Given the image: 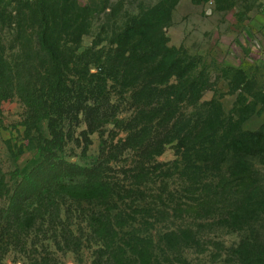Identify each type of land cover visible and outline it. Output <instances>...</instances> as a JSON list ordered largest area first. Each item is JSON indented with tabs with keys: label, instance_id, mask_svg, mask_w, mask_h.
<instances>
[{
	"label": "trees",
	"instance_id": "obj_1",
	"mask_svg": "<svg viewBox=\"0 0 264 264\" xmlns=\"http://www.w3.org/2000/svg\"><path fill=\"white\" fill-rule=\"evenodd\" d=\"M8 1L14 8L0 0V106L18 98L27 121L46 122L49 134L11 198L9 219L23 225L47 213L53 241L80 250L84 234L72 230L68 203L95 204L84 221L86 238L100 247L93 264L186 263L188 253L198 254L200 230L218 225L241 234L226 249L236 256L231 264H264V175L253 164H264V137L243 130L250 115L233 121L204 101L207 74L168 46L164 28L177 0L134 17H120L119 6L107 12L114 22L100 30L112 38L89 48L83 40L97 14L90 4ZM81 127L86 149L100 135L94 164L65 156ZM168 146L175 160L155 165ZM130 154L138 159L125 178L107 177Z\"/></svg>",
	"mask_w": 264,
	"mask_h": 264
},
{
	"label": "rangeland",
	"instance_id": "obj_2",
	"mask_svg": "<svg viewBox=\"0 0 264 264\" xmlns=\"http://www.w3.org/2000/svg\"><path fill=\"white\" fill-rule=\"evenodd\" d=\"M3 1L7 7L9 1ZM81 2L90 4L97 12L90 32L83 40V47L89 48L99 40L103 41L104 44H99L104 47L112 38L107 29L106 34L100 30L102 27L112 26L114 22L107 21V12L119 6L122 7L120 17L124 14L134 17L141 11L145 12L154 7L159 0ZM263 2L264 0H177L170 21L164 29L168 46L193 59L199 66V72L207 74L210 91L203 100L222 106L223 117L233 121L250 115L242 125L243 130L260 131L264 137ZM14 6L7 8L10 10ZM123 23L124 19L117 20L118 26ZM83 128L77 129L72 135V142L67 146L65 156L72 162L90 165L100 160L102 142L100 135L94 134L90 137L92 144L86 149L84 143L78 142L81 140L79 134ZM110 129L112 127L108 131ZM48 135L46 122L37 126L27 121L25 107L18 98H11L1 104L0 264H39L42 259L43 264H93L95 252L100 248L95 239L86 238L84 230V221L97 210L93 203H68L74 211L72 230L79 237L84 234L80 250L68 249L62 242L58 246L53 241L51 217L47 213L42 216L37 211L23 225L9 219L11 198L21 177L38 162L40 147ZM175 158L174 146H168L164 154L156 158L155 165H167ZM134 159H138L136 154H130L126 158L128 161L123 159L121 163H114L107 172V177L124 179ZM253 164L264 175V164L261 165L256 158L253 159ZM67 214L66 210L65 216ZM163 227L157 226L159 233ZM200 233L203 234V239L198 254L188 253L187 262L181 264H231L235 260L236 256L226 249L238 243L241 234L230 233L218 225L209 230L202 229Z\"/></svg>",
	"mask_w": 264,
	"mask_h": 264
},
{
	"label": "built area",
	"instance_id": "obj_3",
	"mask_svg": "<svg viewBox=\"0 0 264 264\" xmlns=\"http://www.w3.org/2000/svg\"><path fill=\"white\" fill-rule=\"evenodd\" d=\"M263 9H264V2H263Z\"/></svg>",
	"mask_w": 264,
	"mask_h": 264
}]
</instances>
